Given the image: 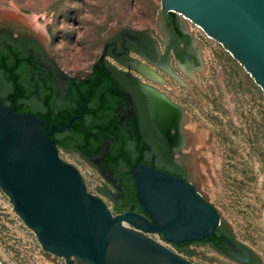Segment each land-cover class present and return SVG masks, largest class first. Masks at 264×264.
Returning <instances> with one entry per match:
<instances>
[{
    "label": "rangeland",
    "instance_id": "374dc122",
    "mask_svg": "<svg viewBox=\"0 0 264 264\" xmlns=\"http://www.w3.org/2000/svg\"><path fill=\"white\" fill-rule=\"evenodd\" d=\"M162 9V0H0V31L37 39L62 69L82 75L91 69L104 43L122 30L147 32L165 48ZM181 23L198 38L203 68L195 79L178 69L189 86L169 75L166 83L155 84L184 109L196 132L187 141L196 135L202 140V146L185 153V172L233 237L264 264V92L220 43L193 23ZM61 157L80 171L88 191L103 197L118 214L98 190L107 184L98 169L78 154ZM151 237L195 264H244L208 245H193L190 249L199 254L187 255L160 234ZM0 264H68L43 249L1 189Z\"/></svg>",
    "mask_w": 264,
    "mask_h": 264
},
{
    "label": "water",
    "instance_id": "95a60500",
    "mask_svg": "<svg viewBox=\"0 0 264 264\" xmlns=\"http://www.w3.org/2000/svg\"><path fill=\"white\" fill-rule=\"evenodd\" d=\"M162 5L166 41L171 34L167 14L188 19L220 43L264 92V0H162ZM180 66L192 79L203 68L202 64L199 69L193 67L190 61ZM164 70L189 86L169 67ZM153 101L158 122L177 125L166 98L156 93ZM49 128L46 119L17 112L0 98V189L43 249L68 264H195L151 235L161 234L166 241L180 245L204 241L221 225L226 226L188 176L189 181L145 165L132 166L145 214H113L100 197L88 191L80 171L60 157ZM176 130L177 151L178 125ZM84 159L93 165V159ZM228 242L240 262L248 264L251 253L253 264L262 261L241 243L245 248ZM184 252L199 254L192 249Z\"/></svg>",
    "mask_w": 264,
    "mask_h": 264
},
{
    "label": "flooded vegetation",
    "instance_id": "af4514ba",
    "mask_svg": "<svg viewBox=\"0 0 264 264\" xmlns=\"http://www.w3.org/2000/svg\"><path fill=\"white\" fill-rule=\"evenodd\" d=\"M167 15L171 34L166 35L165 48L147 32L122 30L104 43L91 69L82 75L62 69L37 39L0 32V98L17 112L46 119L60 157L68 153L93 159V165L107 180L102 193L118 214H145L137 197L133 165L188 180L173 140L177 125L173 122L167 127L158 122L153 95L160 93L169 99L155 84L166 82L168 73L164 69L169 67L179 74L180 65L188 61L199 69L201 52L198 38L184 31L182 17ZM97 69L103 70L99 78ZM88 132L92 135L87 139ZM217 229L220 238L213 240L215 246L206 243L208 238L180 245L169 243L188 253L193 245H208L236 258L228 240L239 248L244 246L226 226ZM253 261L251 253L248 264Z\"/></svg>",
    "mask_w": 264,
    "mask_h": 264
},
{
    "label": "bare ground",
    "instance_id": "6f19581e",
    "mask_svg": "<svg viewBox=\"0 0 264 264\" xmlns=\"http://www.w3.org/2000/svg\"><path fill=\"white\" fill-rule=\"evenodd\" d=\"M182 17V16H181ZM182 19L184 20V21H188V22H191V21H189L188 19H185L184 17H182ZM192 23V22H191ZM194 24V23H193ZM194 25H196V24H194ZM197 26V25H196ZM197 27H199V26H197ZM199 28H201V27H199ZM202 29V28H201ZM203 30V29H202ZM190 33H191V31L190 30H188ZM193 34V33H192ZM206 34V33H205ZM207 35V34H206ZM208 36V35H207ZM208 37H210V36H208ZM197 42V41H196ZM199 45V44H198ZM180 68H181V70L187 75V76H189L187 73H186V71L180 66ZM197 71L198 70H196L195 71V77L193 78V79H195L196 78V75H197ZM180 77V76H179ZM175 80H177L175 77H173ZM181 78V77H180ZM191 78V77H190ZM182 79V78H181ZM192 79V78H191ZM183 80V79H182ZM178 81V80H177ZM163 82H165V81H163ZM166 83V82H165ZM165 97V96H164ZM166 100H167V102H168V104H169V106L171 107V109L173 110V112L175 113V118H176V123H177V125H178V127H179V135H180V148L176 151L178 154H180V155H182L181 157L183 158L182 160H183V162H185V160H184V158H186L185 156V153L186 152H188L190 149H195V146L196 145H200V146H202L203 144H202V140H201V138H199V135H198V137H197V135H196V137L194 138V139H192L193 141L192 142H188L187 141V138H188V136H190V134H194L195 135V130L193 129V128H191L190 126H189V123H188V120H187V118L185 117V113L183 112V110L181 109V108H179V107H174L172 104V102L169 100V99H167L166 98ZM191 137V136H190ZM201 137V136H200ZM200 148V147H199ZM198 149V148H197ZM190 152V151H189ZM195 152V151H194ZM197 155V154H196ZM188 156V155H187ZM191 157V156H190ZM192 158V157H191ZM181 159V158H180ZM187 163V161L185 162V164ZM191 163H192V161H191ZM197 163L198 162H196V165H197ZM193 166V165H192ZM199 169H197V168H195L194 170H192V173L194 174L195 173V175H196V171H198ZM158 242V241H157ZM159 243V242H158ZM161 244V243H160ZM163 245V244H162ZM165 246V245H164ZM166 248H168V249H170L171 251H173V252H175V253H177L175 250H172L173 248H170V247H167V246H165ZM179 254V253H178Z\"/></svg>",
    "mask_w": 264,
    "mask_h": 264
},
{
    "label": "trees",
    "instance_id": "16d2710c",
    "mask_svg": "<svg viewBox=\"0 0 264 264\" xmlns=\"http://www.w3.org/2000/svg\"><path fill=\"white\" fill-rule=\"evenodd\" d=\"M1 67L4 68L5 65L3 64V65H1ZM96 73H97V77L99 78L100 76H102V74H103V70L97 69V72H96ZM12 74H13V73H12ZM91 135H92V133H91V132H88L87 139L90 138ZM217 238H220V233H219L218 229L215 231V233H214L210 238H208V239L206 240V243H210V244H212L213 246H215L214 243H213V240H216V241H217Z\"/></svg>",
    "mask_w": 264,
    "mask_h": 264
},
{
    "label": "built area",
    "instance_id": "2783aa9c",
    "mask_svg": "<svg viewBox=\"0 0 264 264\" xmlns=\"http://www.w3.org/2000/svg\"><path fill=\"white\" fill-rule=\"evenodd\" d=\"M194 26H196V25H194ZM197 27V26H196ZM199 30H201V31H203L201 28H199V27H197ZM161 241H163V240H161ZM165 241V240H164ZM159 242V241H158ZM160 243V242H159ZM162 243V242H161Z\"/></svg>",
    "mask_w": 264,
    "mask_h": 264
},
{
    "label": "crops",
    "instance_id": "0c3cea01",
    "mask_svg": "<svg viewBox=\"0 0 264 264\" xmlns=\"http://www.w3.org/2000/svg\"><path fill=\"white\" fill-rule=\"evenodd\" d=\"M181 24H182V23H181ZM183 29H184V28H183ZM185 30H188V28H187V29L185 28ZM185 30H184V31H185ZM185 32H186V31H185ZM186 33H189V32L187 31Z\"/></svg>",
    "mask_w": 264,
    "mask_h": 264
}]
</instances>
